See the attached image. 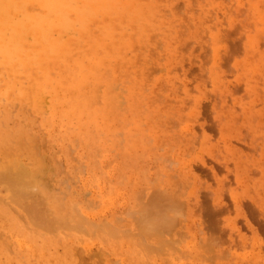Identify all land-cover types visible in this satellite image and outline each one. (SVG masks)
Listing matches in <instances>:
<instances>
[{
  "label": "bare ground",
  "instance_id": "1",
  "mask_svg": "<svg viewBox=\"0 0 264 264\" xmlns=\"http://www.w3.org/2000/svg\"><path fill=\"white\" fill-rule=\"evenodd\" d=\"M191 1L185 0L179 13L176 0H0V189L5 190L4 194L0 191V264H98L93 259L98 254L104 255L100 257L101 264H110L109 255H120L124 264H198L199 253L195 254L193 242L180 243L169 235L172 227L182 223L180 200L176 199L180 190L173 198L162 194L157 186L171 185L170 177L163 180L153 174L152 178L136 166L144 156H158L146 152L143 144V148L138 144L137 149V138L133 139L125 130H120L121 138L110 141L114 130L110 119H119L118 114L124 108L132 118H145L172 138L168 120L173 113L163 111L164 101L158 98L159 90L164 87H156L155 58L161 37L165 39L172 25L190 29L191 15L196 11ZM245 3L251 8L256 33L246 44L242 63L256 74L264 64V53L256 47L258 34L264 35V6L261 0H245ZM245 3L236 0V7L232 8L221 0H210L212 9L207 12H214L216 17L221 9L229 22L233 19L232 10ZM212 58L214 61L220 58L217 48ZM25 121L29 124L25 125ZM36 123L47 133L62 124L70 126L61 140L77 148L78 159H84L90 170L96 166L95 160L101 153L107 156L110 150L119 151V164L116 166V160L115 166L120 182L127 183L131 178L124 179L129 168L141 177L136 182L131 178L134 183L128 196L130 204L124 213L117 215L119 218L113 212L95 210L97 206L93 207L88 202L90 199L84 201L78 191L79 197L69 193L63 197L62 192L61 195L59 190L51 189L46 198L48 203L42 199L25 203L28 196L24 190L29 181L45 185L41 175L47 165L43 160L46 149L41 143L46 137L31 131V125ZM64 153L67 155L68 151ZM92 178L89 179L94 182ZM96 178L97 184L103 183ZM185 204L187 217H192L193 203ZM93 247L97 249L94 252ZM160 249L169 258L163 256L167 261L157 260Z\"/></svg>",
  "mask_w": 264,
  "mask_h": 264
},
{
  "label": "rangeland",
  "instance_id": "2",
  "mask_svg": "<svg viewBox=\"0 0 264 264\" xmlns=\"http://www.w3.org/2000/svg\"><path fill=\"white\" fill-rule=\"evenodd\" d=\"M192 1L191 5L196 11L191 15L193 19H190V29L182 28L176 24L172 25L173 29L168 32L165 39L161 37V44L158 45V53L155 58L153 77L156 87H164L159 90L158 95H160L157 97L162 99V102L164 101L163 111L173 113L168 120V129L173 130L172 138L170 139L166 135V131H163L159 126L149 124L145 118H132L130 111L124 108L118 114L119 119H125L122 120L123 122L115 118L110 119L114 126L113 133L110 134V136L112 135L110 141L112 142L114 138H121L120 130H125L132 134L133 139L137 138L135 141L137 149L143 144L145 147L143 145L141 147H144V150L147 149L146 152L150 151L149 153L153 156L155 154L156 157L158 156L157 158L144 156L145 159L143 157L138 160L136 166L142 168L143 174H149L152 178L153 174L154 177L163 180L167 176L166 179L170 177L169 182L172 181L171 185L173 186L168 183H160L161 185L157 186V190L162 194L173 198L180 190V195L178 194L176 199L178 202L180 200L182 223L172 227L169 235L172 234V237L176 241L180 240L178 241L180 243L190 242L191 244L193 242L194 250L197 251L195 254L199 253L196 257L198 264H264V64L261 65L262 71L254 74L250 72L249 67L242 63L246 56V44L256 33L255 19L245 0H241L245 5L243 4L237 10H232L233 19L229 22L223 17L221 9H219L220 12L216 10L218 12L216 17L214 12L212 14L207 12L212 9L209 4L210 0ZM221 1L222 4L228 3V5H232V8L236 7V0ZM184 2L185 0H176L178 12L183 11ZM261 3L264 6V0H261ZM214 22L216 25L213 24ZM263 39L264 35L259 33L256 47L262 53H264ZM215 48L220 55L218 61H214L212 58ZM189 52L192 55L188 56ZM241 64L243 68L240 69ZM245 68L247 69L245 70ZM192 111L194 112L192 113ZM248 111L249 113H247ZM24 124L28 125L29 122L25 121ZM31 126V131L46 137L45 142H47L41 143V145L46 149L43 152V160L47 165L44 174L41 175L45 185L40 186L36 181H29L28 187L24 190L28 196L26 204L41 199L48 203L47 194H50L52 190H59L58 193L62 192L63 197L69 194L77 197L82 193L84 201L90 199L88 202H91L93 207L97 206L95 210L104 209L105 213L113 212L115 216L125 212V208L130 204L128 196L131 187L141 177L135 174V170L129 168L124 179L128 176L134 182L131 178L127 183L120 182L118 167H116L119 164V151L116 148L114 153L112 150L107 152L111 158L104 153L97 156L94 163L96 166L90 170L84 163V159L81 161L78 159L77 148L71 147L61 140L62 136L71 128L70 126L62 124L55 131H48V133L37 123ZM162 126L164 127V123ZM142 138H146V141ZM52 139L54 140L51 141ZM66 150L68 151L67 155L64 153ZM67 158L71 160H67ZM176 158L181 161H177ZM116 160L117 165L115 166ZM146 160L147 162H145ZM150 161L151 163H148ZM157 163H160L159 166ZM185 163L190 165L187 166ZM69 165L71 168L68 167ZM84 167L88 169H84ZM150 167L152 170L149 169ZM74 168L76 169L74 170ZM94 169L97 171H95L96 173L92 171ZM130 173L131 175H129ZM96 177L103 180V183L97 184ZM89 178L92 180L95 178L94 182H91ZM87 180L91 184L90 187ZM104 189L105 191H103ZM115 189L118 190V193ZM0 191L1 194L5 193L3 187ZM110 192H112L111 196ZM120 192L124 194L121 195ZM116 201L120 204L115 203ZM186 201L193 203L191 205L193 212H190L192 217H187L188 215L185 213ZM101 206L106 207L102 208ZM181 226L182 228H180ZM172 237L170 236V238ZM213 245L214 247H212ZM93 249L92 252L97 250L96 247ZM58 250L60 251V248ZM158 252H161V255L159 258L157 257V260L169 259L163 249ZM162 252L165 255H162ZM216 253L218 256L215 255ZM163 256H166V259ZM100 257L104 258V255L98 254L93 259L101 264L103 260ZM107 257L111 260L110 264L111 262L112 264H124L120 255Z\"/></svg>",
  "mask_w": 264,
  "mask_h": 264
}]
</instances>
